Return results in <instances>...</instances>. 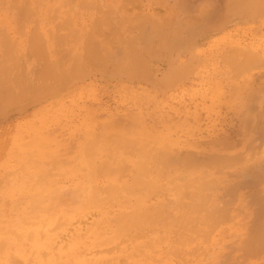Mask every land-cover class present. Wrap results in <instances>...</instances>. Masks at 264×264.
Instances as JSON below:
<instances>
[{"label": "rangeland", "instance_id": "obj_1", "mask_svg": "<svg viewBox=\"0 0 264 264\" xmlns=\"http://www.w3.org/2000/svg\"><path fill=\"white\" fill-rule=\"evenodd\" d=\"M82 1L0 0V116L12 113L0 119V233L21 227L26 212L51 211L49 196L63 188L62 196L78 194L89 165L135 177L145 158L160 185L147 176L148 191L135 195L163 212L142 227L183 230L182 218L201 217L198 256L183 264H264V0L223 11L214 0L186 9L171 0ZM88 45L94 64L83 54ZM136 155V168L117 163ZM205 170L214 178L201 190ZM176 176L196 185L188 198ZM196 189L210 196L199 203Z\"/></svg>", "mask_w": 264, "mask_h": 264}, {"label": "bare ground", "instance_id": "obj_2", "mask_svg": "<svg viewBox=\"0 0 264 264\" xmlns=\"http://www.w3.org/2000/svg\"><path fill=\"white\" fill-rule=\"evenodd\" d=\"M98 1H99V3L101 2V0H98ZM83 2H84V0L81 2V4ZM102 3L103 2H101V4ZM104 5H105V3H104ZM97 6L99 8V4ZM110 8H109V10L112 9V8L111 9ZM54 12H55V8H54ZM66 12H67V10H66ZM52 15L55 16L54 14H52ZM67 16H69V14H67ZM99 18H97V20ZM35 19H36V17H35ZM246 20H249V19H246ZM65 21H66L65 26L67 28V24H69V22H68V20H65ZM182 21H184V20H182ZM252 21H254V20H252ZM62 23L64 24L65 22H62ZM189 24H190V21H189ZM99 28L101 29V27H99ZM177 29H178V27H177ZM76 31H75V34H76ZM98 32H100V30L97 31V34H98ZM90 35H91V33H90ZM55 36H56V34H55ZM69 36H70V34H69ZM36 37L37 36H35V40H36ZM85 38H87V37H85ZM90 38L92 39L93 35ZM93 39H95V37ZM90 40H88V41H89L90 46H91L92 40H91V42H90ZM85 41H86V39H85ZM35 43H37V42H35ZM35 43H34V45H35ZM39 46H38V48H39ZM33 47H35V46H33ZM90 48L88 45V49L86 48V51H84L83 54L86 55V57H88V59L86 57H84V59L86 58L87 61L90 60L89 62H92L91 59L92 58L94 59V57L91 56L92 53H90L91 57L87 56V53H86V52H88L87 50H89ZM40 49L42 51L41 47H40ZM40 49H38V50H40ZM36 50H34V51H36ZM92 51L94 52V50H92ZM92 51H90V52H92ZM41 55H42V53H41ZM42 57H44V55H42ZM73 61L74 62H72V63L74 65L73 64L72 65L74 67H76L75 66V64H76L75 60H73ZM92 63L94 64V62H92ZM59 65H62V64L60 63ZM44 66H45V64H44ZM41 69H43V68H40V72H41ZM48 70H50V69H48ZM53 74L54 73H52L51 75H53ZM104 79L106 80V78H104ZM105 86H106V84H105ZM76 93H77L76 91L73 92V94H76ZM84 111L86 112V110H84ZM90 112H91V110H90ZM92 118H93V116H92ZM263 120H264V118H263ZM260 140H262V139L260 138ZM262 142L263 141H261L260 143L262 144ZM110 143H111V141L109 138L108 144H110ZM256 144H258V143L256 142ZM261 144H259V145H261ZM254 147H256V146H254ZM139 151L144 152L145 150H139ZM245 151H243V152H245ZM135 154H136V152H135ZM138 157H140V156L136 155L135 160L133 162L131 159L127 158L126 159V161L128 162L127 164H122V163H120V161H117V163H119L118 164L119 166H126L125 168L135 167L136 166L135 163H139V162L141 163L143 161L141 158H138ZM194 157H195V155H194ZM251 157L252 156H250V158ZM163 158H165V156H163ZM180 158H181V156L177 157V158L174 155H167L166 156V160H169L170 162L180 160ZM250 158L247 157V160ZM136 159H137V161H136ZM181 159L185 160V162L187 160L186 157H183ZM199 159L203 160L204 158L200 157ZM138 160H139V162H138ZM207 160H209V159H207ZM213 160L215 161V159H213ZM220 160H222V159L219 158V161L217 160L218 164H219ZM160 161H162V160L159 159V164H160ZM204 161H205V159H204ZM214 161H212V162H214ZM217 161H215L214 163H217ZM237 161L238 160H236V162ZM244 161H246V159ZM144 162H142V163H143V165L145 164L144 168L146 169L145 170L146 174L143 171L144 168L142 167V163H141V166L138 167L137 170H135V171H138V175L137 176L135 175V177H133L129 174H126V173L123 174V172L122 173H114L111 171V172H102L101 174L96 173V171L98 170L97 167H93L94 164L89 165V167H91V168H88L89 169L88 173H87V171H85L86 168H85V170H83L86 172V174H89V175H86L85 176L86 178L84 179V181L80 182V184L83 183L82 190L80 189L81 190L80 191L79 188L76 187L77 188L76 192L80 191L81 194H79L80 193L79 192L76 195H72L70 192V196H67V194H66V196H67L66 197V196H64L65 195L64 194L63 195L64 197H63L62 194H63V192L66 191L67 187H65L66 189L65 188L62 189L64 191H62V194H60V196H58V197L53 196V195L49 196L47 194L49 197L56 198V200H54V204L52 206L53 209L51 211H48V210L44 211L45 207L42 211L40 208H38L39 207L38 205H40V204H37L35 206L40 211H37L35 209L36 210L35 212L29 213V212H31V211H29V212L24 213V222L22 220L23 225L21 227H6L0 233V264H183L184 262L187 263L191 260H192L191 262H193L195 257L197 258V256H198L199 240H198L197 235H198V227H199V224L201 222V217L196 215L198 218H196L194 221L188 217L182 218V220H181L182 222L188 223L186 226H184L183 230L171 228V227L170 228L166 227L167 229H162V226H163L162 224L159 226V227H161V229L160 228L157 229L154 227L152 228V226L150 224H149L148 230L143 228L144 227L143 226L144 220L148 219V221L153 222V221H155V218L160 219L158 217L162 216L161 212H163L162 211L163 209L161 211H158L159 210L158 208L152 207L154 205V202H152V203L148 202L147 203V200L143 194L142 195H135V191H138L140 189H143V190L147 189V187L144 186V185L148 184L145 181L147 176H149V178L147 179L148 181H153L155 183L153 185H158V186L160 185L159 184V181H160L159 175H151V176L147 175V172H149L147 169L151 168V167H149V166H148V168L145 167V166H147V163H148V161H145V158H144ZM221 162L223 163L224 161H221ZM140 163L137 165H140ZM199 163H201V162H199ZM255 163L257 164V161ZM218 164H216V167L218 166ZM228 165H231V163L226 164V166H228ZM150 166H152V165H150ZM172 166L173 165H171V167ZM189 166H190V164H189ZM221 166H222V164H221ZM231 166L233 167V165H231ZM84 167H82V168L84 169ZM185 168H186V166H185ZM255 168H256V166H255ZM100 169H101V167H100ZM218 169H220L219 171L222 172L221 168L217 167V170ZM240 169H241V167L238 170H240ZM242 169L247 170V169H245V166ZM257 169L260 170V168H257ZM79 170H80V167H79ZM99 171H97V172H99ZM219 171H214V172L218 173ZM260 171H262V170H260ZM81 172H82V170H81ZM205 172H206V174H205ZM205 172H204V176H203V174H201L199 176V178L200 177L203 178V180H202L203 182L200 181L201 183L197 181V180H199L197 175L195 177H191V179H193V182L194 181L198 182V184H199L198 186L193 184V182L188 183L189 182L188 179H190V178H188L186 181V179L183 178V176L182 177L176 176L177 179H178V177H179V179H181V178L185 179V182L188 183V184L185 183V185H184L183 190H185V191H183L184 193L182 192V195H181L182 197L185 198V196H187V198H188L189 192L187 189H189L188 187L191 185H194L192 187L196 186V188L198 187V189L200 188L201 190L207 189L204 187L208 186L214 177L213 178L211 177L210 179L206 180L204 177H206L209 174L207 173L206 170H205ZM243 172H244V174H246V173L249 174V172H246V173H245V171H243ZM201 173H202V171H201ZM44 174L43 175L45 176V179H47L48 177L46 178V176H47L46 173H44ZM130 174H132V173H130ZM250 174H251V172H250ZM252 174L254 175V173H252ZM39 175H42V174H39ZM51 176H52V174H51ZM255 176H256V174H255ZM40 178L43 179L44 177L40 176ZM202 178H200V179H202ZM259 178H261V177H259ZM55 179H52L53 183H54ZM47 180H46V182H47ZM38 181H36V182H38ZM208 181H210V182L208 183ZM170 182L171 181H169L168 183H170ZM59 183H60V180H59ZM41 184H42V182L40 183V185ZM178 184H180V183H178ZM201 184L202 185L206 184V186L204 185V187H203ZM46 185H50V183L49 184L46 183ZM76 185L78 186V184H76ZM138 185H142V187H139V189H136V187ZM44 186L42 185V187H44ZM186 186H187V188H185ZM46 188H47V190L45 188L44 189L48 193H50V191L48 190V189H50L49 186H47ZM51 188H52V185H51ZM55 188H56V186H55ZM179 188H181V187L178 186V188H175V189H179ZM51 191L53 192V189H51ZM57 191L60 192L61 189H58ZM57 191H55V192L58 193ZM146 191H148V190H146ZM196 191L198 192L197 193V196H198V194L200 193L199 192L200 190L198 191L196 189ZM196 191L194 190L195 193L192 191L194 193V197L196 196ZM185 192H187V193H185ZM203 192H205V191H203ZM203 192H202L201 196L204 195ZM207 192H209V191L207 190ZM75 193H73V194H75ZM139 193H141V192H139ZM174 193H176L175 190H174ZM209 194L208 195L205 194V195H207L209 197L210 196ZM54 195H56V194H54ZM205 195L203 196V199L205 198ZM192 196L193 195L190 196L191 200L193 198ZM201 196L199 194V196L196 197V200L198 198H200ZM34 197L32 196L33 200L36 199V197H35V199H34ZM39 198H40V195H39ZM49 199H51V198H49ZM133 200H135L136 203H133ZM36 201H37V199H36ZM182 201L181 202L179 201L180 204H183ZM194 201L195 200H193V202ZM201 201L203 203V200H199L198 202L201 203ZM39 202H41V201H39ZM184 202H185V207H186V201H184ZM190 203L191 202H189V204L187 206H189ZM204 203L206 204L207 202H204ZM192 205L194 206L195 204H192ZM196 205H198V204L196 203ZM202 205H204V204H202ZM202 205L199 204V206H201L203 208L204 206H202ZM195 206L193 207L194 209L192 208L191 210L194 211V210L199 209V206H198V208H197V206L196 207ZM48 207L49 206H47V208ZM188 209H190V208H188ZM197 212L195 211L192 213H194V215H195V213L197 214ZM198 213H200V212H198ZM178 220H180V218ZM178 220L176 221L175 224L178 223ZM181 221H180V225H181V227H183ZM191 221H193V226H190L189 222H191ZM83 224L86 225L85 228H83V226H84ZM139 225H141V226H139ZM158 225H159V223H158ZM165 226H166V224H165ZM178 227H180V226H178ZM192 227H194V228H192ZM70 228H73V232L69 237H67V240L59 241V234L60 233H66L67 231L70 230ZM132 232H134V233H132ZM196 243H197V245H196Z\"/></svg>", "mask_w": 264, "mask_h": 264}, {"label": "crops", "instance_id": "obj_3", "mask_svg": "<svg viewBox=\"0 0 264 264\" xmlns=\"http://www.w3.org/2000/svg\"><path fill=\"white\" fill-rule=\"evenodd\" d=\"M216 1L217 3V7L220 9H222V11L224 10V8H229L231 5H235V3L237 4H242V6H248L249 4V0H214ZM170 2L172 3H175V6L177 7H183L184 9H186L187 7H192L193 4L197 5L199 4L200 2H202V0H171ZM238 19V18H237ZM237 19H231V20H228V21H222L220 20L222 23L225 22L226 24L232 22V21H235ZM239 20L243 21V23H245V21L241 18H239ZM21 102V101H20ZM19 112V116L21 115L20 111ZM12 113L11 112H8V113H3L2 116H0V119H2L3 123H8L10 122V118L12 117L11 116Z\"/></svg>", "mask_w": 264, "mask_h": 264}]
</instances>
